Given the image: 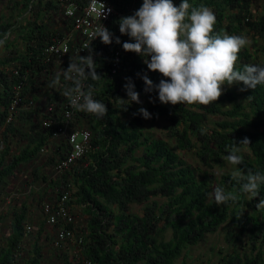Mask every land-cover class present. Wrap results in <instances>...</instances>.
Here are the masks:
<instances>
[{"label":"trees","instance_id":"1","mask_svg":"<svg viewBox=\"0 0 264 264\" xmlns=\"http://www.w3.org/2000/svg\"><path fill=\"white\" fill-rule=\"evenodd\" d=\"M110 1L121 15H114L106 27L121 41L128 40L127 35L119 33L118 20L131 14L142 0ZM252 1L189 0V3L203 4L214 12L213 30L217 32L264 40V7L255 14ZM69 2L85 5L88 0H8V14L0 12V42L7 51L0 57V127H4L1 135L5 142L0 148V188L10 183L21 164L36 159L42 148L47 149L53 141V126H43L46 116L40 107L20 108L10 122L6 119L14 85L23 82V92L29 95L36 78L52 64L43 54L45 46L58 33L50 20L63 12ZM179 2L173 0L174 4ZM19 40L23 42V49L18 47ZM119 48H122L120 44H104L99 38L93 43L98 75L95 79L89 77L86 86L92 85L94 98L103 100L107 112L102 119H97L93 114L74 109L69 130L88 128L92 134L91 148L61 177L50 178L51 184L57 187V192L50 197L60 196L62 188L70 184V204L80 206L88 216L79 243L83 264L87 260L92 264H190L185 257L187 250L223 224L227 225L229 249L221 251L220 264H264V203L261 202L264 185L251 198L239 191L243 181L233 175L246 176L249 170L264 171V85L241 90L242 82L225 84L227 88L208 105L160 103L155 90L143 91L144 82L140 77L147 74L154 83L167 78L156 70H148L135 52L122 48L119 70L113 77L109 75ZM257 51L255 48L253 52ZM253 52L247 46L242 48L235 66L254 62ZM126 77L132 79L139 97L147 98V103H130L126 109L120 107L127 103L122 100L126 95L122 87ZM141 106L151 116L168 118L170 140L146 131L147 119L137 113ZM36 111L42 113L41 120L36 119ZM57 111L63 118V109ZM219 114L225 118L209 126L211 116ZM22 121L30 125L21 127ZM18 133L23 144L11 153L10 140ZM245 137L249 144L238 145L243 162L222 172L214 185L216 178L209 168L224 167L234 142ZM59 140L54 142L51 163L64 158L70 150L66 139ZM189 150L197 155L198 165L182 157L181 152ZM36 174L37 180L39 174ZM41 179L47 181V175L43 174ZM217 185L232 192L236 200L222 205L212 203L207 194ZM134 204L144 205L143 212L134 211ZM28 217L25 203L13 212L10 231L0 243V264H43L45 254L39 237L22 253ZM45 222L46 216L39 235ZM70 226L76 229L74 224ZM65 264L75 263L66 256Z\"/></svg>","mask_w":264,"mask_h":264},{"label":"clouds","instance_id":"2","mask_svg":"<svg viewBox=\"0 0 264 264\" xmlns=\"http://www.w3.org/2000/svg\"><path fill=\"white\" fill-rule=\"evenodd\" d=\"M101 11L102 15L106 14L104 8ZM215 23L214 12L203 4L192 6L189 0H180L179 4H174L173 0H142L137 9L118 20L119 33L127 35L128 40L121 41L102 23L94 29L91 38L80 48L88 49V54L79 55L78 61L70 60L63 73V79L71 81V85L64 88L63 95L75 110L93 114L97 119L105 116V103L94 98L92 85L86 86L85 83L89 77L95 79L98 75L90 46V41L96 37L104 44L115 42L125 51L135 52L148 70H156L167 78L154 83L147 74L140 77L144 82L143 91L151 93L155 90L160 103L208 105L221 95L225 84L231 86L242 82L241 90L264 85V64L235 66L237 54L247 46L248 38L242 34L217 32L213 30ZM59 79L53 75L49 86L55 87ZM125 81L122 87L127 99L122 100L127 103L120 107L126 109L130 103L141 104V101L132 79L126 77ZM137 113L145 119L152 115L143 106L137 109ZM240 144H249V141L245 137L234 142L226 157L232 165L243 162ZM233 175L243 181L239 191L251 198L256 197L264 185V171L249 170L246 176ZM207 195L217 205L236 200L232 192L225 191L220 185Z\"/></svg>","mask_w":264,"mask_h":264},{"label":"rangeland","instance_id":"3","mask_svg":"<svg viewBox=\"0 0 264 264\" xmlns=\"http://www.w3.org/2000/svg\"><path fill=\"white\" fill-rule=\"evenodd\" d=\"M8 0H0V12L3 14H8L7 7ZM264 7V0H253L252 9L255 14H259ZM66 22L63 12H60L57 15H54L51 20V27L60 30L64 23ZM249 43L247 47L253 52L255 48H258L257 52H253L255 56V61L252 63L264 64V40L255 37L253 38L250 35H246ZM18 47L20 49L24 48L23 42L18 41ZM7 51L5 46L0 42V57L5 55ZM72 61H78L79 56H74L73 54L65 57L63 60L52 61V64L47 68V70L42 71L39 74V77L36 78L34 82V87L31 89L28 94L34 98L35 105L34 109H45L49 106L51 102L57 101L59 104L62 99H67L63 95V90L66 86H70L71 81H65L63 79L64 69L67 66V63ZM53 75L60 77L58 84L55 87L49 86V81L52 79ZM224 90L227 86L223 85ZM127 99L126 95L124 96ZM141 103H147V98L139 97ZM132 104H137L132 102ZM123 115V114H122ZM40 120L42 119V113L38 115ZM224 115H213L211 116L209 126L213 127L214 122L224 119ZM21 127L27 128L30 123L22 121ZM169 120L160 115H153L151 118L146 120V131L151 133L155 137H162L164 139H169L168 134ZM59 139H53L49 144L50 147L41 151L36 159L23 163L17 169L15 175L10 179V183L3 188H0V206H2V211H0V243L5 240L6 235L10 231V224L13 217V212L20 208L23 203L26 204L27 210L29 212V217L26 222V226L30 225L31 228L26 231V240L25 248L22 253L26 251L31 246V242L35 240L36 237H39V242L43 245V252L45 254L43 264H65L66 256L67 258L74 262L75 264H83V260L79 255L80 247L77 244L67 243L63 247H56L52 243L53 235L55 234V227L49 224L48 222L44 223V230L39 235V227L43 219H45V212L43 209L44 203L50 199V196H53L57 192V187L51 184V177H55V164L49 161V157L54 155V142L59 143ZM56 143V144H57ZM5 142L2 146H4ZM23 142L20 139V134H15L10 140L11 153L16 152ZM2 148V147H1ZM244 151H247L245 149ZM182 157L186 158L188 162L193 165H198L199 160L197 155L191 150L181 152ZM204 168H207L203 165ZM233 165L227 162V164L222 167L216 165L212 168H209V171L213 174V177L216 178L214 185L217 184V180L220 177L221 173L224 171L232 170ZM36 173H38L39 178L36 180ZM43 174L47 175V181L41 179ZM60 176V175H59ZM57 176V177H59ZM35 179V180H34ZM31 185L33 186L31 189ZM43 196L42 201L39 199ZM51 199H54L53 197ZM73 208L76 216V230L78 234H84V229L87 223L88 216L85 215L80 208V206L73 204ZM144 205L134 204L132 209L139 213L143 212ZM50 225V226H49ZM48 233V234H47ZM227 225L223 224L220 229L214 233H209L206 237L200 241L198 244L191 246L187 250L186 259L190 264H220L219 256L221 251L227 252L229 245L227 243Z\"/></svg>","mask_w":264,"mask_h":264},{"label":"built area","instance_id":"4","mask_svg":"<svg viewBox=\"0 0 264 264\" xmlns=\"http://www.w3.org/2000/svg\"><path fill=\"white\" fill-rule=\"evenodd\" d=\"M102 8H104L105 15H102ZM108 9L110 11H107ZM63 14L66 22L61 28L62 34L58 30V33L52 37L51 41L43 49L44 58L47 62L54 61V59L60 61L72 54L74 56L87 55L88 49L80 48L91 38V33L94 29L100 26L101 23L106 26L114 15H121V12L116 10L110 0H88L85 5L77 2L66 3ZM98 38L96 37L90 41L91 49ZM121 51L122 48L116 51L109 73L111 77L117 74L119 70ZM92 58L96 61L97 56L93 51ZM15 73H19V70L15 69ZM23 86V82L14 85L9 116L6 122H10L20 108H31L35 105L34 98L24 94ZM58 108L63 109V118H60L57 111ZM73 111L74 108L69 104L68 98L62 99L59 104L57 101L51 102L43 110L46 117L43 118L42 124L45 128L53 126L52 139H66L70 144V150L66 153V156L59 159L54 166L56 178L61 177L66 170L70 169L91 148L92 134L88 128L69 130V118H71ZM3 128V126L0 127V148L4 143L1 135ZM44 150L45 148H42V151ZM32 187L31 185V189ZM71 194L72 190L69 184L62 188L60 196L55 197V199H48L43 206L47 222L56 228L53 242L54 246L58 248L63 247L67 243L79 246L83 239V236L70 226L71 224L75 225L76 222L75 211L72 204H70ZM2 210V206H0V211ZM26 227L28 230L31 228L30 225ZM85 263L92 264L89 260Z\"/></svg>","mask_w":264,"mask_h":264},{"label":"crops","instance_id":"5","mask_svg":"<svg viewBox=\"0 0 264 264\" xmlns=\"http://www.w3.org/2000/svg\"><path fill=\"white\" fill-rule=\"evenodd\" d=\"M41 111H42V113H43V109H41ZM38 111H36V113H35V116L36 117H39L38 115H40L39 113H37ZM43 116V115H42ZM37 119V118H36ZM50 226V225H49ZM48 234V233H47ZM53 240H54V235H53V239H52V243H53V245H54V242H53Z\"/></svg>","mask_w":264,"mask_h":264}]
</instances>
